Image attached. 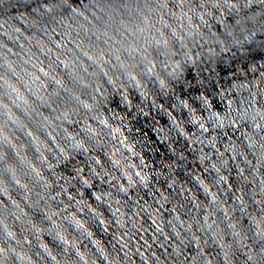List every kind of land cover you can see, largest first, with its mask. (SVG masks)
<instances>
[{"label": "water", "instance_id": "obj_1", "mask_svg": "<svg viewBox=\"0 0 264 264\" xmlns=\"http://www.w3.org/2000/svg\"><path fill=\"white\" fill-rule=\"evenodd\" d=\"M0 264H264V0H0Z\"/></svg>", "mask_w": 264, "mask_h": 264}]
</instances>
